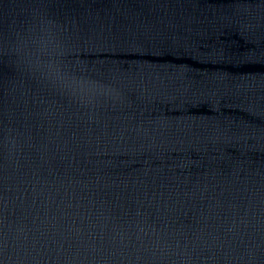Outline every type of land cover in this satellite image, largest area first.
<instances>
[{"label": "water", "instance_id": "95a60500", "mask_svg": "<svg viewBox=\"0 0 264 264\" xmlns=\"http://www.w3.org/2000/svg\"><path fill=\"white\" fill-rule=\"evenodd\" d=\"M0 264H264V0H0Z\"/></svg>", "mask_w": 264, "mask_h": 264}]
</instances>
